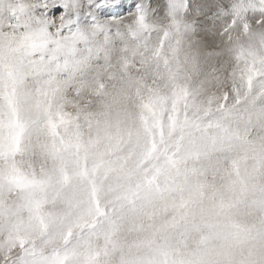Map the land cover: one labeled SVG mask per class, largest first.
Wrapping results in <instances>:
<instances>
[{
    "label": "snow or ice",
    "instance_id": "1",
    "mask_svg": "<svg viewBox=\"0 0 264 264\" xmlns=\"http://www.w3.org/2000/svg\"><path fill=\"white\" fill-rule=\"evenodd\" d=\"M0 264H264V0H0Z\"/></svg>",
    "mask_w": 264,
    "mask_h": 264
}]
</instances>
